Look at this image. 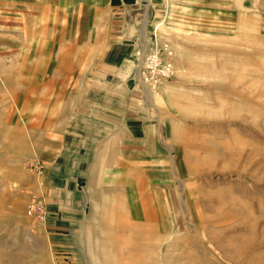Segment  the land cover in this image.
Wrapping results in <instances>:
<instances>
[{"label":"rangeland","instance_id":"rangeland-1","mask_svg":"<svg viewBox=\"0 0 264 264\" xmlns=\"http://www.w3.org/2000/svg\"><path fill=\"white\" fill-rule=\"evenodd\" d=\"M0 264H264V0H0Z\"/></svg>","mask_w":264,"mask_h":264},{"label":"crops","instance_id":"crops-1","mask_svg":"<svg viewBox=\"0 0 264 264\" xmlns=\"http://www.w3.org/2000/svg\"><path fill=\"white\" fill-rule=\"evenodd\" d=\"M11 0H9L10 2ZM101 3L106 4L110 10H114L116 12H127L130 9L135 8L138 6L143 0H99ZM148 3L155 4L158 2V0H147ZM114 131L119 130L116 126L111 128Z\"/></svg>","mask_w":264,"mask_h":264},{"label":"built area","instance_id":"built-area-1","mask_svg":"<svg viewBox=\"0 0 264 264\" xmlns=\"http://www.w3.org/2000/svg\"><path fill=\"white\" fill-rule=\"evenodd\" d=\"M145 64L146 66L148 65L147 67L154 70L159 68V73H161L164 76H167L170 73V68L162 64L160 58L156 54L147 57L145 60ZM33 212H35L33 206L27 209V215L33 216L34 215Z\"/></svg>","mask_w":264,"mask_h":264}]
</instances>
